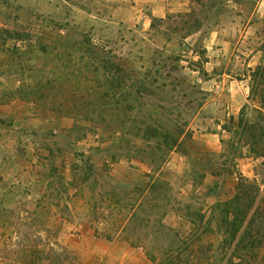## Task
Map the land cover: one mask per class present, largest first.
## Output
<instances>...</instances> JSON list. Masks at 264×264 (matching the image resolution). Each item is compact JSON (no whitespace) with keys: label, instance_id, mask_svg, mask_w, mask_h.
Segmentation results:
<instances>
[{"label":"rangeland","instance_id":"374dc122","mask_svg":"<svg viewBox=\"0 0 264 264\" xmlns=\"http://www.w3.org/2000/svg\"><path fill=\"white\" fill-rule=\"evenodd\" d=\"M1 33L0 166L30 137L36 162H53L52 141L69 139L75 163L69 180L49 168L0 205V264H81L58 242V219L86 215L89 193L91 217L132 236L149 264H225L215 207L259 164L231 119L251 105V75L264 67V0H0ZM153 125L189 131L184 165H167L176 152L152 159L163 156L145 133ZM134 159L153 170L150 193L116 211L100 174ZM47 178L43 197L31 196ZM66 189L72 215L52 210Z\"/></svg>","mask_w":264,"mask_h":264},{"label":"crops","instance_id":"0c3cea01","mask_svg":"<svg viewBox=\"0 0 264 264\" xmlns=\"http://www.w3.org/2000/svg\"><path fill=\"white\" fill-rule=\"evenodd\" d=\"M29 110L31 109L24 108L22 112L24 111L25 114ZM22 114L20 113V115ZM20 125L27 128H39V125H36L35 122L30 123L29 121L23 122ZM1 139V150L6 151L5 149L11 143L4 136ZM16 140H19V138H16ZM21 140L19 142L20 145H17V147L20 146L19 155H12V152H8L12 157H7L3 165L0 166V174L3 176V180L0 182V205L2 206L9 205L10 199L14 196L15 185L26 184L25 178H27L28 183L32 178L37 179L42 177L41 179H44L43 173L49 168L56 167L61 169L62 174L66 176V180H69L71 167L75 163V159L73 160L71 156L69 157L67 155V151L72 145L69 139H56L52 141L53 143L50 146L54 151L51 153L53 162H50V164V159L47 157H41L40 163L36 162V158L38 157H33L35 152L39 150L37 139L30 137ZM40 156H43V154ZM183 157L186 158V156L175 154L171 157L167 165H172L173 169L178 164L184 165L185 159ZM134 161L131 160L129 163L121 161L120 163L114 164L112 169L103 170L101 172L102 174H100L102 180L114 184L113 190L109 189L108 191H104V193H100L101 199L103 198L105 200L107 195L110 197L113 191V195L116 197V203L111 208L116 209V211L124 209L122 198L125 196L131 198L130 201L133 204L131 207L135 211L137 205L134 204L138 193L143 192L141 193L143 197L148 196L150 193L149 190L152 183V177L150 175L153 170L150 165L140 163L135 159ZM130 163L132 166L129 167ZM53 179H45L42 191L36 193L31 192L30 195L42 198L43 193L47 190L45 188L51 184ZM75 192L70 189H66L65 192H60L61 195L65 196V201L59 203L54 200L52 210L57 212L64 209L66 215L74 214ZM60 194L58 191H53L50 195L54 199L56 196H60ZM91 195L92 193H89L88 199L86 200L84 198L82 201L81 205L86 215L78 218L77 222L70 221L71 218L58 219V222L66 227L58 242H61L66 247V250L70 252V257L77 259L81 264H149L144 247L135 245L132 236L126 235L122 230L112 231L109 228L110 222H108L107 218L102 221L95 220L91 217V207L88 202ZM76 226L78 227L77 232L75 231Z\"/></svg>","mask_w":264,"mask_h":264},{"label":"trees","instance_id":"16d2710c","mask_svg":"<svg viewBox=\"0 0 264 264\" xmlns=\"http://www.w3.org/2000/svg\"><path fill=\"white\" fill-rule=\"evenodd\" d=\"M3 35L1 33L0 37ZM251 77L249 100L252 106L245 105L238 120L231 119V122L249 154L259 164L253 179L236 174L233 195L220 200L215 207L217 223L224 234L225 264H264V67H257ZM145 133L153 140V150L163 153L159 158H152L159 162L171 152L185 156L181 149L191 140L189 131L177 126H148ZM227 173L234 174L231 170Z\"/></svg>","mask_w":264,"mask_h":264}]
</instances>
